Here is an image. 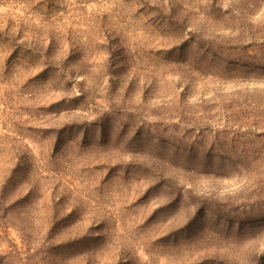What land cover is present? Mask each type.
<instances>
[{
  "label": "rangeland",
  "instance_id": "rangeland-1",
  "mask_svg": "<svg viewBox=\"0 0 264 264\" xmlns=\"http://www.w3.org/2000/svg\"><path fill=\"white\" fill-rule=\"evenodd\" d=\"M0 264H264V0H0Z\"/></svg>",
  "mask_w": 264,
  "mask_h": 264
}]
</instances>
